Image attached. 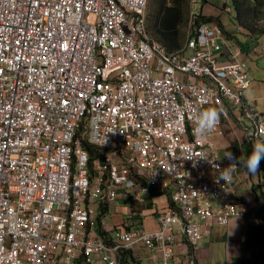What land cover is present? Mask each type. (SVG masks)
Wrapping results in <instances>:
<instances>
[{"label":"built area","instance_id":"1","mask_svg":"<svg viewBox=\"0 0 264 264\" xmlns=\"http://www.w3.org/2000/svg\"><path fill=\"white\" fill-rule=\"evenodd\" d=\"M196 17L173 52L147 29L148 0H0V264H136L138 249L197 264L207 228L246 216L248 173L223 180L214 140H262L264 113L235 35ZM208 107L224 114L197 138ZM150 191L168 204L136 228Z\"/></svg>","mask_w":264,"mask_h":264},{"label":"rangeland","instance_id":"2","mask_svg":"<svg viewBox=\"0 0 264 264\" xmlns=\"http://www.w3.org/2000/svg\"><path fill=\"white\" fill-rule=\"evenodd\" d=\"M163 1L164 0H150L149 3L151 19L149 23L150 28L148 29L151 35L156 39H158L159 34L158 32L156 33L155 29L152 28L154 20L153 17L155 16L157 9H159L160 3ZM181 1L185 2L187 13L186 23L181 27V30L185 32V38L190 14L193 11L197 12V17L193 19L195 23L197 20L200 21L201 17H210L213 20L219 21L224 29L230 34L235 35V38L238 40L237 42L242 44L245 52L241 55V57L247 58L249 62L254 61V64L258 65L259 68H264V34L261 36H248V33L251 32H248L245 27L242 26L240 20L237 19L236 14L231 7V0H200V9L197 11L191 4L190 0ZM165 3L171 4V0H165ZM243 10L247 9L243 8ZM242 14L243 17L241 16L240 19H243L245 22L249 23L250 21L256 25L257 29L264 27V6L257 11H243ZM238 28L241 30V32L238 31ZM251 39H255V41L252 42ZM259 76H261V74H259ZM258 104L260 106L261 102ZM128 203V199L118 198L115 209L111 210L114 214V222L119 220V216L122 214L124 208L128 206ZM105 219L110 220L111 218L106 217ZM240 221H242V223L241 225H238V232L240 231L241 239H243L246 230V219L231 218L225 226H213L211 229L207 228V230L211 231V236L203 238L199 243V247L201 246V249L204 250V258L198 262L199 264H246L248 257H251V252L244 253V249L239 251L236 246H232L231 243H229L230 227L233 228ZM148 224L149 222L147 221V225ZM254 225L258 226L256 221L254 222ZM135 227L139 228L140 224H137ZM223 240H225V242H223ZM260 249L262 250V254L264 256V242ZM260 249L256 250L255 252L258 254ZM147 253L148 251L145 249H138L137 254L141 264H149L147 260ZM259 256H255V258L260 259Z\"/></svg>","mask_w":264,"mask_h":264},{"label":"crops","instance_id":"3","mask_svg":"<svg viewBox=\"0 0 264 264\" xmlns=\"http://www.w3.org/2000/svg\"><path fill=\"white\" fill-rule=\"evenodd\" d=\"M252 42L255 39H251ZM243 52L244 49H243ZM249 65L250 75L252 79V85L247 93V98L255 102L257 109L260 112L264 113V68H259L258 65L254 64V61H250L245 58ZM259 68V69H258ZM261 74V76H259ZM259 102H261L259 106ZM264 141V138L262 139ZM215 145L220 154L225 152H232L233 154L241 157L243 159H247V156L250 154L252 150V146L255 142L249 143L243 139L242 131L226 127L224 130L223 138H215ZM244 168L243 165H240ZM235 185L237 187V195L240 197L241 203H243L248 209L249 212L242 219H246V226L249 221L257 222L258 228L261 234H264V159L260 162V168L256 175H241L236 179ZM148 197V196H147ZM168 204V198L165 195H153L149 198L144 199L143 206L138 209L137 213H133L135 216V222L142 226H145L148 230H155L158 228L156 222V209H162ZM125 212V208L122 212L123 216ZM117 221V222H118ZM147 221L149 224L147 225ZM242 221H240L233 228L230 227V242L232 246H236L239 251L243 250L242 241L245 238V234L243 239H241L240 231L238 232V225H241ZM260 223V225H259ZM256 226V225H255ZM246 228V227H245ZM238 232V233H237ZM246 232V230H245ZM211 236V234H210ZM209 236V237H210ZM225 242V240H223ZM138 250H136V263L141 264L138 259ZM245 253V252H244ZM134 256V257H135ZM264 257V256H263ZM197 264L204 258V250L201 249V246L197 248ZM147 260L149 264H153L147 254Z\"/></svg>","mask_w":264,"mask_h":264},{"label":"trees","instance_id":"4","mask_svg":"<svg viewBox=\"0 0 264 264\" xmlns=\"http://www.w3.org/2000/svg\"><path fill=\"white\" fill-rule=\"evenodd\" d=\"M149 3L150 0H148L147 29L150 28L149 23L151 19L149 12ZM263 6L264 0H231V7L233 8L237 19L240 20V23L243 27H245L248 32H251L248 33L249 37H252L254 35H263L264 27L261 29H257L256 25L251 23L250 21L248 23L245 22L243 19H240L241 16L243 17L242 12L249 10L257 11L263 8ZM243 8L247 10H243ZM153 18L154 20L152 28L155 29L156 33L158 32L159 34L158 41L162 45H164L168 51L174 52L179 50L185 42V32L181 30V27L185 25L187 20L185 2L181 0H171V4H166L164 0L162 3H160V7L159 9H157V12ZM200 23L216 25L220 27L223 31L225 30L219 21L213 20L210 17H201L200 21H196V25H199ZM239 44L242 46L241 43ZM153 195L155 194L150 191L148 193V197L146 198H149ZM142 206L143 205H141L140 207ZM140 207L133 208V213H137ZM262 238L263 234H261L259 228L254 225V222L249 221L246 226L245 238L242 241L244 252H251V258L246 260V264H264V257L260 249L263 242ZM258 249H260V251L257 254L255 251ZM255 256H259L260 259L255 258Z\"/></svg>","mask_w":264,"mask_h":264},{"label":"clouds","instance_id":"5","mask_svg":"<svg viewBox=\"0 0 264 264\" xmlns=\"http://www.w3.org/2000/svg\"><path fill=\"white\" fill-rule=\"evenodd\" d=\"M222 114H224V110L218 107H208L200 111L196 117V126L193 128V135L201 138L210 133L219 124ZM224 157L230 163L221 175L223 180L230 179L238 165H243L249 175H256L260 168V162L264 159V141L257 139L252 145V150L247 156V159L237 157L232 152H225ZM262 240L264 242V234ZM250 258L248 257V259Z\"/></svg>","mask_w":264,"mask_h":264}]
</instances>
